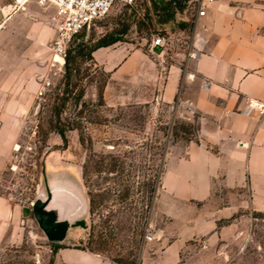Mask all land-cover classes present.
<instances>
[{"label": "rangeland", "instance_id": "rangeland-1", "mask_svg": "<svg viewBox=\"0 0 264 264\" xmlns=\"http://www.w3.org/2000/svg\"><path fill=\"white\" fill-rule=\"evenodd\" d=\"M197 3L188 2L182 18ZM147 7L149 0L119 2L68 50L125 29L123 42L146 50L161 37L147 20L136 24ZM50 42L33 51L31 109L20 118L9 166L0 174V194L21 210L16 241L0 244V264H51L54 245L97 256L96 264H264V201L245 188L216 189L202 201L160 190L169 148L191 138L195 124L174 120L162 104L111 106L103 99L107 76L91 61L72 65L71 94H65L64 67H50ZM46 77L51 84L39 96ZM56 110L60 128L73 127L64 140L52 129ZM43 165L47 176L75 178L87 200L85 228L63 244L47 241L32 216Z\"/></svg>", "mask_w": 264, "mask_h": 264}, {"label": "crops", "instance_id": "crops-1", "mask_svg": "<svg viewBox=\"0 0 264 264\" xmlns=\"http://www.w3.org/2000/svg\"><path fill=\"white\" fill-rule=\"evenodd\" d=\"M33 4L13 14L0 11V174L9 166L20 118L31 109L33 51L54 36L49 24L54 7ZM202 9L203 16L197 9L182 18L192 23L189 32L166 35V49L119 42L95 50L93 63L107 76L103 99L111 106L162 104L174 120L195 124L191 138L168 150L163 194L202 201L216 189L245 188L264 201V114H241L246 99L264 102V0L204 1ZM190 49L195 59L188 57ZM20 215L0 194V244L16 241ZM97 259L63 247L51 264Z\"/></svg>", "mask_w": 264, "mask_h": 264}, {"label": "built area", "instance_id": "built-area-1", "mask_svg": "<svg viewBox=\"0 0 264 264\" xmlns=\"http://www.w3.org/2000/svg\"><path fill=\"white\" fill-rule=\"evenodd\" d=\"M204 1L210 2L212 0H198V16L204 15L202 9ZM119 2H122L123 5H130L133 0H0V11L2 8H8L10 14H13L21 11L30 3H36L40 7H46L51 4L54 7V12L49 17V24L53 29L54 36L49 43V51L52 56L50 67L55 71L62 72L71 41L95 22L104 19ZM169 44L167 37H158L153 41L152 47L166 49ZM188 57L195 59L197 52L190 49ZM56 58L60 59L61 62L56 60ZM50 84V79L46 77L38 89V95L41 96ZM208 84V81L204 80L202 82L203 88L206 89ZM255 111L263 115L264 102L258 103L251 99H246L241 109V114L250 116Z\"/></svg>", "mask_w": 264, "mask_h": 264}, {"label": "water", "instance_id": "water-1", "mask_svg": "<svg viewBox=\"0 0 264 264\" xmlns=\"http://www.w3.org/2000/svg\"><path fill=\"white\" fill-rule=\"evenodd\" d=\"M41 174L42 187L32 203V216L47 241L63 244L70 232L85 228L87 200L72 176H47L45 165Z\"/></svg>", "mask_w": 264, "mask_h": 264}, {"label": "trees", "instance_id": "trees-1", "mask_svg": "<svg viewBox=\"0 0 264 264\" xmlns=\"http://www.w3.org/2000/svg\"><path fill=\"white\" fill-rule=\"evenodd\" d=\"M191 1L194 0H149V7L143 9L142 17L140 20L136 19V24L143 25V22L147 20V26L157 28L161 37L167 35L169 32L177 30L189 31L192 28V23L183 20L181 15L185 11L187 3ZM135 17L136 16L133 14L132 18L134 19ZM126 30L127 29L121 32H113L104 35L92 42H78L72 49L67 51L64 63L65 94H71V91H68V88L71 85V80L74 76L72 74V65L77 60L82 62H93L92 53L95 50L123 42V36L126 33ZM60 115V110H56L53 115L54 124L52 125V129L53 132L58 134L61 139L64 140L65 131L73 130V127L70 126L66 129L65 127L60 128ZM61 248L63 247L60 245H54L52 254L54 255Z\"/></svg>", "mask_w": 264, "mask_h": 264}, {"label": "bare ground", "instance_id": "bare-ground-1", "mask_svg": "<svg viewBox=\"0 0 264 264\" xmlns=\"http://www.w3.org/2000/svg\"><path fill=\"white\" fill-rule=\"evenodd\" d=\"M8 14H10V12H9ZM56 60H58V61H60V62H61V60H60V59H58V58H56Z\"/></svg>", "mask_w": 264, "mask_h": 264}]
</instances>
